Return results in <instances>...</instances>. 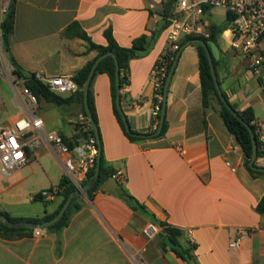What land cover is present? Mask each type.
Here are the masks:
<instances>
[{
    "label": "crops",
    "instance_id": "1",
    "mask_svg": "<svg viewBox=\"0 0 264 264\" xmlns=\"http://www.w3.org/2000/svg\"><path fill=\"white\" fill-rule=\"evenodd\" d=\"M165 1L15 0L10 51L2 47L1 58L9 62L12 57L32 74L72 78L97 57L79 33L104 46V32L110 29L119 46L130 47L135 38L158 29L159 21L163 24L160 14ZM217 11L224 17L220 24L214 21ZM207 20L209 25H224L226 13L214 8ZM186 44L169 82L168 127L162 138L130 142L113 114L108 76L98 74L92 82L104 158L115 171H121L124 191L145 212L130 208L119 197L118 185L115 193L99 190L92 199L80 194V209L66 227L38 229L39 236L34 235L35 230L30 236H0V264H135L133 255L137 253L143 264H191L172 250L182 251L188 245L194 247L191 255L196 264H264V213L256 210L264 198V175L253 176L245 168V156L225 128L217 101L213 99L203 109L197 49ZM164 47L163 30L148 54L129 62V84L120 93L121 108L132 131L146 134L153 130L151 71ZM261 48L264 55V37ZM211 52L218 62L221 91L237 110L251 107L264 134V113L256 116L254 110L255 104H264V64L253 75L222 34ZM14 104L18 111L9 121L0 119L2 124L24 115L16 101ZM48 104L42 112L47 113L46 118L36 114L45 132L71 138L75 120L83 116L82 105L54 106L58 111L50 113ZM34 150L26 176L17 178L14 171L6 177L0 173V212L13 218L52 215L62 201L61 196L33 199L40 191L56 187L65 176L62 161L44 138L36 140ZM152 219L157 226L161 223L180 231L174 237L178 246L171 241V248L163 245L159 226L157 236L145 237L143 230ZM239 232L245 233L242 245L229 249V241Z\"/></svg>",
    "mask_w": 264,
    "mask_h": 264
},
{
    "label": "trees",
    "instance_id": "2",
    "mask_svg": "<svg viewBox=\"0 0 264 264\" xmlns=\"http://www.w3.org/2000/svg\"><path fill=\"white\" fill-rule=\"evenodd\" d=\"M14 1L12 0L11 5L9 7L8 15L9 17L5 18L1 29H2V47L3 50L7 53H9L10 48H9V40L10 36L13 32V15H14ZM177 0H166L162 4V11L160 16L163 19V24L160 26V28L153 30L150 32L149 35L143 34L137 38H135L130 47H121L117 44L115 41L112 31L110 29H107L104 32V38L106 40V44L104 46L102 45H97L94 44L86 35L85 33L81 32L78 34V37L83 39L87 43V49L92 51L97 52V57L105 54V53H110L111 56H107L103 59H101L92 76L90 79L89 83V88H88V96H87V108H88V114L92 118L94 125L97 128L98 132V140L95 137L94 131L92 129V126L90 127L89 130L83 131L79 126H76L74 128V135L71 138H65L63 136L62 139L63 141L68 144L69 146L74 143L75 140L78 139H87L89 137H93L95 139V145L97 149L101 151V156H100V164H99V170L97 173V176L94 177L95 173V168L91 170V172L88 174L86 180L83 183L84 185H88L87 190L85 191V195L87 196L88 199H92L93 194L95 192H98L101 188V186L108 180L110 179L114 174H115V169L114 167L109 164L103 154V149H102V142H101V136L100 132L98 129L97 125V117H96V112L94 108V102H93V96H92V82L98 74H106L109 78L110 82V93H111V102H112V110L113 114L123 132L125 137L132 143H140L148 139V135L153 134L157 131L160 123V117H161V109H162V104H163V92H164V84L166 77L168 73L170 72L171 68L173 67V63L177 57L178 52L182 49V46L188 42L191 39H201L203 40L207 48L209 49L211 56H212V62L214 65L215 73H216V78L218 85L220 87V81L218 78V73H217V65L218 62L214 59L212 52H211V46L212 45H217V42L223 33V31L227 28L228 26V21L226 20V23L224 25H216L211 23L209 25V31H208V36L207 37H195V36H186L180 39L179 41V49L176 50L174 53H167L161 57L160 61H156L154 66L162 67V65H165V76L161 81V85L159 89L154 91V98H153V103L155 104L156 102H159V112L155 118L152 117L151 119V126L154 127L152 131L142 134L138 133L135 131L130 130V132H126L123 124V117H126L125 114L122 111L121 108V100H122V94L120 91L126 87L129 84L128 80V72H129V62L132 59H137L140 57L145 56L146 54L149 53V51L152 49L154 46L155 42L157 41L159 35L161 32L165 29L166 27V19L172 14L174 5ZM194 46L197 49L198 53V58H199V78H200V91H201V103L203 109H206L210 106L211 101L214 99L217 101V103L220 106V111L219 115L223 121V124L227 131L234 136L235 140L241 147V150L245 156V168L249 173H251L253 176L256 175H264V172L256 171L251 169L248 166V161L251 157L252 154V143H251V137L248 129L246 128L245 124L248 125L252 132L253 135L256 139V143L258 145V136L256 133L257 126L255 124V116L254 112L251 107H248L244 110H237L236 106L234 104H231L229 102L228 96L222 92L225 100L227 101V105L235 111L238 117L234 116L233 113L228 109L226 105H224L218 96V93L216 91L214 81L210 72V67L208 63V59L205 53L204 48L199 45V44H194ZM179 56V55H178ZM96 57V58H97ZM95 58V59H96ZM95 59L89 63H87L84 67H82L80 70H78L75 75L72 77V80L78 85L79 91L76 94L69 95L62 97L60 95L54 94L50 92L42 83L39 81L35 80L34 76L31 78H26L22 74V69L19 67L14 59L10 57V64L13 67V72L14 75L18 78H23L24 79V85L27 87L36 97L37 101L45 100L48 103H51L55 106L58 107H64V106H69L74 103H80L82 105V114L84 117L88 119V114L85 110L84 107V101H83V93L82 89L83 86L89 76L91 66L93 65ZM114 59L117 61L118 64V82L119 86L118 88L116 87V69H115V62ZM178 59V58H177ZM177 62V61H176ZM176 65V64H175ZM175 66L173 67L174 71ZM173 74V72H172ZM119 97V104H117V98ZM158 97L161 98L160 101H158ZM167 120H166V109L163 117V122L160 128V132L156 137H153V139H158L162 138L166 131H167ZM145 135V136H144ZM260 155L259 151L257 150V155L256 158H258ZM255 167H259L256 165V161L254 163ZM117 183H118V195L119 197L127 203V205L130 206L133 210L140 209L141 211H144V208L136 202L135 199H133L128 193H126L123 189V183L124 181L122 178H117ZM57 192L54 196H61L62 201L56 210L55 213L49 216H43V217H33V218H13L10 215H8L5 212H0L1 215H4L6 219L10 222H27V223H32L36 225H40L44 222H47L49 220H52L61 207L63 206L65 200L69 197V195L74 192L76 189L70 184L68 178L66 176H63L58 184H57ZM79 198L80 195L75 196L63 216L53 224H51L48 227H45L46 229H62L66 227L69 223L71 215L76 212L77 210L80 209V203H79ZM34 200H45L44 197L40 194H36L33 197ZM256 210L258 213L263 214L264 213V198L261 199V201L258 203ZM152 222L157 225L156 221L152 219ZM159 227H162L161 234L163 236H167L172 243L175 244V246H178V244L175 241V236L180 234V231L166 226L162 225L161 223L158 224ZM35 229L28 228V227H21V228H9L5 226L1 221H0V236H30L32 232ZM194 249L192 245H188L185 247L182 251H179L176 249V247L172 248L174 252L177 254L178 257L181 259L190 262L191 264H196L191 255V251Z\"/></svg>",
    "mask_w": 264,
    "mask_h": 264
},
{
    "label": "built area",
    "instance_id": "3",
    "mask_svg": "<svg viewBox=\"0 0 264 264\" xmlns=\"http://www.w3.org/2000/svg\"><path fill=\"white\" fill-rule=\"evenodd\" d=\"M11 2L12 0H0V77L3 75L9 79L17 93L18 100L16 103L24 115L14 118L7 125L0 122V173L6 177L11 172L28 165L35 152L36 140L42 137L49 144L55 156L62 161L65 176L70 184L76 190H81L88 174L96 165L98 149L95 145V139L93 137L78 139L69 146L60 135L45 132L42 119L35 113L37 108L35 95L25 87L23 78L19 79L14 75L12 65L1 58V26L8 15ZM214 8H220L226 13L228 26L222 35L228 39L230 49L246 63L247 69L253 75H258L264 64L261 48L264 37V0H177L172 14L166 19L165 47L158 61L163 55L178 50L179 41L183 37H207L209 31L207 14ZM32 76L50 92L57 95H73L79 91L78 85L67 76H45L40 73H34ZM164 76L165 65L162 67L153 66L151 81L154 91L159 89ZM20 83L23 86L18 89L17 86ZM160 100L161 98L158 97V101ZM158 112L159 102H156L153 105L152 117L155 118ZM77 126L85 131L90 129L91 124L86 117L80 116ZM256 133L259 141L257 150L260 153L259 157L256 158V163L264 164V134L259 131L258 127ZM225 165L231 172L235 171L229 161H225ZM112 177L121 178V171H115ZM56 192L57 187H52L40 191V194L45 199H49ZM188 232L190 233V231ZM159 233L158 226L153 222L149 223L143 230V234L148 239L157 236ZM34 235L39 236L40 231L36 229ZM244 236V232L237 233L229 241L228 248L238 249L242 245ZM133 261L135 264H143L139 253L133 255Z\"/></svg>",
    "mask_w": 264,
    "mask_h": 264
},
{
    "label": "water",
    "instance_id": "4",
    "mask_svg": "<svg viewBox=\"0 0 264 264\" xmlns=\"http://www.w3.org/2000/svg\"><path fill=\"white\" fill-rule=\"evenodd\" d=\"M9 17V15H7V18ZM162 24V21H159L158 25H157V28H160ZM188 44H199L201 45L204 50H205V53H206V56H207V59H208V63H209V67H210V72H211V75H212V78H213V81H214V85H215V88H216V91L218 93V96L220 98V101L226 105L228 107V109L233 113L234 116L238 117L237 114L235 113V111H233L228 105H227V101L225 100L222 92H221V89L218 85V82H217V78H216V73H215V69H214V65H213V62H212V56H211V53L209 51V49L207 48V45L206 43L201 40V39H198V38H195V39H191L187 42L186 45ZM181 50L178 52L177 54V57L173 63V67L175 66L176 64V61H177V58H178V55L180 54ZM107 56H111L110 53H105V54H102L100 56H98L93 65L91 66V69H90V73H89V76L83 86V89H82V93H83V101H84V107H85V110L88 114V108H87V96H88V88H89V83H90V79H91V76L98 64V62L107 57ZM114 62H115V69H116V87L118 88L119 86V82H118V64H117V61L114 59ZM173 67L171 68L170 72L168 73L167 77H166V80H165V84H164V92H163V104H162V109H161V117H160V123H159V127L157 129V131L153 134H150L148 135L147 137L148 138H153V137H156L159 132H160V128H161V125H162V122H163V117H164V113H165V105H166V97H167V90H168V86H169V82H170V79H171V76H172V72H173ZM23 76L26 77V78H31L32 77V73L30 72H27V71H24L22 70L21 71ZM117 104H119V97L117 98ZM88 120L92 126V129L94 131V134H95V137L96 139L98 140V132H97V128L96 126L94 125L93 123V120L92 118L89 116L88 114ZM123 124H124V128H125V131L126 132H130V127H129V124L127 122V119L126 117H123ZM246 128L248 129L249 133H250V137H251V143H252V154H251V157L248 161V166L253 169V170H256V171H260V172H264V167H255L254 166V163L256 161V155H257V143H256V139L253 135V132L251 130V128L246 125ZM145 136V135H144ZM100 156H101V151L98 149V153H97V156H96V165H95V173H94V177L97 176V173H98V170H99V164H100ZM117 180L113 177H111L110 179H108L100 188V192H106V193H115L116 192V189H117ZM88 188V185H84L82 187L81 190H75L74 192H72L69 197L65 200L63 206L61 207V209L59 210V212L57 213V215L52 219V220H49L47 222H44L40 225H36V224H32V223H27V222H10L6 219V217L4 215H1L0 214V221L7 227L9 228H21V227H28V228H32V229H43L45 227H48L50 226L51 224H53L54 222L58 221L62 216L63 214L65 213V211L67 210V208L69 207L72 199L77 196V195H80V194H83L85 193V191L87 190ZM159 236L161 237V239L163 240V245L165 247H169L171 248L173 246V244L170 242L169 238L167 236H163L162 234H159Z\"/></svg>",
    "mask_w": 264,
    "mask_h": 264
},
{
    "label": "rangeland",
    "instance_id": "5",
    "mask_svg": "<svg viewBox=\"0 0 264 264\" xmlns=\"http://www.w3.org/2000/svg\"><path fill=\"white\" fill-rule=\"evenodd\" d=\"M217 12L219 15H217V17L214 18V21L220 24L224 21V17L221 11H217ZM4 77L6 76L2 75L0 77V100L2 101V105L0 107V119L1 121L6 122V121H9V119L18 111L17 106L14 104V101H17L18 97H17V93L15 89L11 86V84L7 82V80ZM22 86L23 84L20 83L17 87L18 89H21ZM254 95L255 94L251 96H254ZM259 97L263 98V94L259 95ZM257 100L258 99H255V101ZM45 104H48L45 100L37 101V108L35 110L36 114H39L44 118L47 117V113H42L45 109ZM48 105H50V109H49L50 113L58 111L57 108L54 107L55 105L50 104V103ZM254 110H255L256 116L262 115L264 113V104L263 103L255 104ZM78 118L79 117H77V119L75 120V124H74L75 127L78 125ZM256 165L259 167H264V164L261 162H257ZM26 166L14 171V173H16L17 178H22L28 174V170Z\"/></svg>",
    "mask_w": 264,
    "mask_h": 264
}]
</instances>
